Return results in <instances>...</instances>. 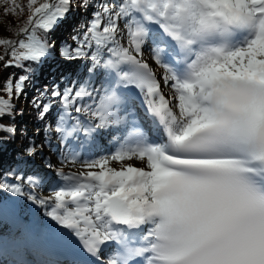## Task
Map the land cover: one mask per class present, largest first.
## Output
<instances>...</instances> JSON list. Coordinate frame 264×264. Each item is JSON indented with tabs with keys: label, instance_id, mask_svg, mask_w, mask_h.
Returning <instances> with one entry per match:
<instances>
[{
	"label": "snow or ice",
	"instance_id": "obj_1",
	"mask_svg": "<svg viewBox=\"0 0 264 264\" xmlns=\"http://www.w3.org/2000/svg\"><path fill=\"white\" fill-rule=\"evenodd\" d=\"M0 7L5 15L27 10L10 28L20 38L0 37L4 67L24 68L53 56L48 33L72 0ZM72 40L59 55L85 61L83 72L62 75L63 88L45 85L32 106L40 120L57 109L62 143L78 141L82 151L108 135L115 150L85 158L80 172L57 169L48 196L35 191L38 175L0 174V194L44 208L53 222L68 250L54 264H264V0H105ZM32 71L4 82L0 120L14 116L13 96ZM51 131L46 125L45 136ZM0 132L14 136L16 128L0 123ZM37 151L26 149L29 157ZM134 158L145 166L124 163ZM61 162L77 164L80 152L61 153Z\"/></svg>",
	"mask_w": 264,
	"mask_h": 264
},
{
	"label": "trees",
	"instance_id": "obj_2",
	"mask_svg": "<svg viewBox=\"0 0 264 264\" xmlns=\"http://www.w3.org/2000/svg\"><path fill=\"white\" fill-rule=\"evenodd\" d=\"M103 2H105V0H91V6L87 9H84L81 7V0H72V9L69 14L74 17L76 25L80 28H84L85 30L90 19L92 18V12L100 3ZM27 15V10H25L24 14L20 16H15L12 14L5 15L3 7H0V37L19 39L20 37H16L14 35V31L10 30V28L15 29L17 26L22 24V22L27 18ZM77 34L63 30V36L67 37V39H62L63 36L58 38L53 36L52 32L48 33L49 43L55 42L54 54L60 57L59 48L62 43L66 42L68 44H72L73 47H75L72 37ZM2 54H4V48L0 47V55ZM8 59L9 56L5 55L4 61H0V89L3 88L4 82L9 77H12L13 81H15V79L20 75L26 74L24 69L29 67L34 70L29 74L30 79L32 78L35 82H37L41 88H44L45 85L51 88L52 82L49 79L44 81L38 76L40 72V65L25 62L24 68H18L15 66L5 68L4 64ZM28 82L29 80L26 81L25 86L28 84ZM41 88H37V90H42ZM0 95H5V98H7L6 94L2 91H0ZM34 96L36 95L30 94L27 96L26 91H24V93L19 98H16L14 95V116H5L2 120H0V123L6 125L12 124L16 128V133L14 136L7 132H0V141H2V143L5 145L4 147L0 145V174L14 171L15 175H20L23 173L25 176L40 175L47 177V174L45 171L39 168V165L44 166L48 164L41 151L43 148H50L47 137L45 136V127L48 124V117L45 116L43 120L38 119V110L35 109L31 103ZM31 127H36L40 133H27V129ZM48 136L51 135L49 134ZM29 146H36L38 149L37 153L32 157H29L26 152V149ZM10 147L13 150L10 149ZM50 167L53 166L51 165ZM9 179L14 182L15 177L12 176L9 177ZM40 188L41 186L36 190H40ZM3 196L11 200L18 199L19 202L25 201L23 197H16L7 193H3Z\"/></svg>",
	"mask_w": 264,
	"mask_h": 264
},
{
	"label": "rangeland",
	"instance_id": "obj_3",
	"mask_svg": "<svg viewBox=\"0 0 264 264\" xmlns=\"http://www.w3.org/2000/svg\"><path fill=\"white\" fill-rule=\"evenodd\" d=\"M64 38H67V37L63 36L62 39H64ZM42 76H44V74ZM163 87H164L163 89H165L166 91H168V90L171 91V88L169 86H164L163 85ZM37 88H40L39 84L36 83L32 78L29 79L28 84L25 86V91H26L27 96L30 95V94L37 95V90H36ZM164 95L166 97H169L167 94H164ZM49 119L51 120V116H49ZM36 131L37 130L35 128H33V127L27 129V133H32V132L35 133ZM10 149H12V148L10 147ZM47 150L48 149H45V152H47ZM49 159L52 160V163H53V165H54V167L56 169L63 168V169H66L67 172H80V171L84 170V169L81 168V165L78 164V163L73 165L72 167H69V165H66V163H62L61 162V155H59V157H56L53 154H50ZM137 162H138V160L136 161V159L134 158L132 161H125L124 163L125 164H127V163H131V164L134 163L135 164ZM111 166L119 168L120 164L118 162L113 161V162H111ZM55 236H56V234L53 237H55Z\"/></svg>",
	"mask_w": 264,
	"mask_h": 264
},
{
	"label": "bare ground",
	"instance_id": "obj_4",
	"mask_svg": "<svg viewBox=\"0 0 264 264\" xmlns=\"http://www.w3.org/2000/svg\"><path fill=\"white\" fill-rule=\"evenodd\" d=\"M169 91V90H168ZM132 161V160H131ZM137 161V160H136Z\"/></svg>",
	"mask_w": 264,
	"mask_h": 264
}]
</instances>
